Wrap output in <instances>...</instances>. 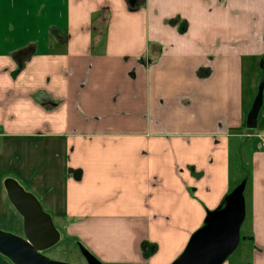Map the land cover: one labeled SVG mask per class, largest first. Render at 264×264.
Returning a JSON list of instances; mask_svg holds the SVG:
<instances>
[{"label":"crops","instance_id":"crops-1","mask_svg":"<svg viewBox=\"0 0 264 264\" xmlns=\"http://www.w3.org/2000/svg\"><path fill=\"white\" fill-rule=\"evenodd\" d=\"M260 133L264 0H0V147L101 263L172 264L245 182L264 264Z\"/></svg>","mask_w":264,"mask_h":264},{"label":"water","instance_id":"water-1","mask_svg":"<svg viewBox=\"0 0 264 264\" xmlns=\"http://www.w3.org/2000/svg\"><path fill=\"white\" fill-rule=\"evenodd\" d=\"M5 188L9 201L23 217V235L0 229V254L12 264H73L44 253L59 243L61 233L36 195L12 178L5 181ZM244 188L242 182L226 196L222 206L207 212L203 226L172 264H224L228 260L241 241L246 218ZM79 249L87 264H103L84 246Z\"/></svg>","mask_w":264,"mask_h":264},{"label":"rangeland","instance_id":"rangeland-1","mask_svg":"<svg viewBox=\"0 0 264 264\" xmlns=\"http://www.w3.org/2000/svg\"><path fill=\"white\" fill-rule=\"evenodd\" d=\"M8 147V149H6L7 147H0V229L23 235V217L9 201L5 188V181L10 178L16 180L25 190L36 194L39 199H42L43 203L45 202L44 191L45 189H49L47 187L49 184L43 179L42 175L35 174L40 169L39 167H36L34 171H32L30 164H28L32 163L34 160L39 161L38 156L33 158V153L30 151L19 153L12 148L14 145L11 144H9ZM18 153L21 154V156H19ZM36 155L38 154L36 153ZM52 185L57 186V184ZM56 201H61L60 197H57ZM43 207L50 213L46 206L43 205ZM55 225L58 228L57 224ZM59 230L62 232L59 243L44 251V253L52 259L73 264H87L79 249L80 244L77 245L79 242H76L73 238H68L63 230ZM247 244V241H242L239 250L237 248L229 257L232 263L237 264L236 261L238 257H241L242 250ZM2 261L12 264L8 258L0 254V262Z\"/></svg>","mask_w":264,"mask_h":264},{"label":"built area","instance_id":"built-area-1","mask_svg":"<svg viewBox=\"0 0 264 264\" xmlns=\"http://www.w3.org/2000/svg\"><path fill=\"white\" fill-rule=\"evenodd\" d=\"M258 137L261 139L260 147L264 146V133L258 134Z\"/></svg>","mask_w":264,"mask_h":264}]
</instances>
